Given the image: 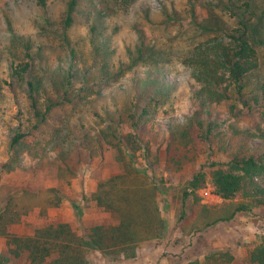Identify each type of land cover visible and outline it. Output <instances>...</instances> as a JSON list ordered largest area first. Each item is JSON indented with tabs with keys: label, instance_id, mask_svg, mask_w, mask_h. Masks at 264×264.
I'll return each mask as SVG.
<instances>
[{
	"label": "rangeland",
	"instance_id": "1",
	"mask_svg": "<svg viewBox=\"0 0 264 264\" xmlns=\"http://www.w3.org/2000/svg\"><path fill=\"white\" fill-rule=\"evenodd\" d=\"M71 1L0 2V230L5 224L1 215L14 196L12 201L18 204L16 210L21 219L14 224H5V228L15 237L34 236L37 230L51 224L69 223L79 235H84L92 227L118 223L94 198L102 182L124 173L116 148L107 147L104 156L84 167L70 185L59 176L54 152L50 151L42 161L28 152L16 154L11 148L14 135L20 129L26 130L32 122L27 97L15 82L13 70H20L25 66L23 64L30 62L25 57L26 43H30L35 62L41 61L42 67L49 72L68 70L71 49L62 37ZM78 1L74 22L67 33L83 67L94 65L99 57L95 54L97 47L103 46L102 53L114 71L127 68L132 60H138L139 49L143 48L148 54L152 52L126 76L109 80L108 84L96 83V90L102 95L95 104L98 111L103 115L104 109L114 112L123 108L136 87L137 78L155 77L161 73L176 85V99L172 111L157 119L156 129L166 136L175 127L186 124L196 112L199 89L188 57L198 42L208 39L210 33L204 28L222 34L238 26L236 17L227 9L231 1L130 0L127 4L119 0ZM244 1L232 2L241 5ZM250 13L248 18L252 23L256 24L260 19L264 23V0H252ZM262 49L260 74L264 76V47ZM75 86L78 88L81 84ZM238 105L242 107L241 103ZM242 109L243 113L235 116L229 101L215 103L210 107L209 118L226 130L235 127L253 134L262 132L264 121L257 109ZM129 132L130 129L125 127L123 133ZM165 155L166 145L159 143L136 154L139 167L158 188L156 207L159 218L168 224L165 235L142 242L135 259L114 262L98 251H91L89 263L189 264L204 262L210 253L223 251L232 254L233 264H251L247 244L264 238V207L239 213L230 222L213 225L237 204L252 200L249 193L232 201L223 200L214 193L212 173L219 168L227 169L229 159L207 143H200L195 159L183 171L177 172L166 167ZM200 172L207 174V184L184 199L188 181ZM255 180L264 186V175ZM49 189L61 194L63 201L60 206L43 211L34 204L37 199L31 195ZM75 206L82 207L81 218H78ZM27 210L30 211L26 214ZM183 213L185 215L180 219ZM13 249L15 246L10 244L9 238L0 234V264H30L27 259L15 258L11 253Z\"/></svg>",
	"mask_w": 264,
	"mask_h": 264
},
{
	"label": "trees",
	"instance_id": "2",
	"mask_svg": "<svg viewBox=\"0 0 264 264\" xmlns=\"http://www.w3.org/2000/svg\"><path fill=\"white\" fill-rule=\"evenodd\" d=\"M119 1L127 4L130 0ZM230 1L227 9L236 17L238 26L222 34L204 28L210 33L208 39L198 42L188 57L199 88L196 112L186 124L175 127L166 136L157 131L156 121L172 111L176 85L161 73L137 78L136 87L123 108L114 112L104 109L103 115L98 111L95 104L102 95L96 90V83L108 84L109 80L126 76L152 52L148 54L141 48L138 60H132L131 66L114 71L102 53L103 46L97 47L95 54L99 57L94 65L83 67L67 33L74 22L78 0L70 2L64 21L62 39L71 49L67 71L49 72L42 67L41 61L35 62L32 58L30 43L24 44L25 57L30 62L23 64L20 70L15 68L13 78L27 97L32 122L26 130L20 129L14 135L11 148L16 154L28 152L42 161L50 151L54 152L59 176L69 185L84 167L102 158L107 147L118 150L124 173L102 182L94 195L96 202L118 223L92 227L84 235H79L69 223L51 224L30 237L9 235L5 224L21 219L16 210L18 204L12 201L16 197L11 196L6 212L1 215L5 224L0 234L15 246L11 251L15 258L27 259L30 264H90L89 252L98 251L120 262L135 259L142 242L164 236L168 224L158 215V188L139 167L136 156L140 150H149L153 143L166 145V167L177 172L195 159L200 143H207L229 159L227 169L219 168L212 173L214 193L226 201L249 193L252 200L237 204L213 225L230 222L239 213L264 207V186L255 180L264 175V130L258 134L235 127L226 130L209 118L212 104L229 101L235 116L243 113L242 107L250 111L256 108L264 121V76L260 74L264 23L260 19L255 24L248 18L252 0H245L241 5ZM76 83L81 86L77 88ZM125 127L130 129L127 134L123 133ZM206 184L205 172L193 176L187 183L184 199ZM31 196L37 199L34 204L43 211L58 207L63 201L62 195L54 189ZM75 208L81 218L82 207ZM247 246L251 264H264V238L249 242ZM233 260L230 252L215 251L204 262L189 264H233Z\"/></svg>",
	"mask_w": 264,
	"mask_h": 264
}]
</instances>
